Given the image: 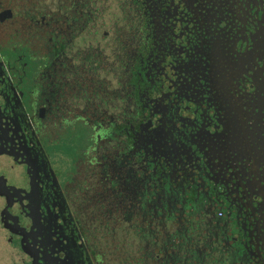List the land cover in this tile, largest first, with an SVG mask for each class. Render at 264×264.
<instances>
[{
	"label": "flooded vegetation",
	"instance_id": "flooded-vegetation-1",
	"mask_svg": "<svg viewBox=\"0 0 264 264\" xmlns=\"http://www.w3.org/2000/svg\"><path fill=\"white\" fill-rule=\"evenodd\" d=\"M119 1L120 87L81 41L93 0H0V264H264V0ZM77 120L90 157L62 181L45 134Z\"/></svg>",
	"mask_w": 264,
	"mask_h": 264
},
{
	"label": "rangeland",
	"instance_id": "rangeland-1",
	"mask_svg": "<svg viewBox=\"0 0 264 264\" xmlns=\"http://www.w3.org/2000/svg\"><path fill=\"white\" fill-rule=\"evenodd\" d=\"M258 35L260 36L258 39L261 41L256 42L255 46L259 47L262 45L264 51L263 33L260 31ZM220 49V45L214 46L212 52L214 58L210 59L211 65L209 67V72L212 74L211 76H216V80L220 85L224 86L227 83V79L223 81L217 74L221 68L226 67L228 64L230 65L231 62L226 58V55H222ZM252 50L253 49H251V51ZM263 51L258 49L260 53H263ZM5 55L9 59L15 56L13 52L8 50H5ZM21 61L24 66L20 68V76L22 80H29L30 83L32 82L30 79H37L39 71L43 69L45 64V61L41 58L37 63H33V61L24 54L22 55ZM226 123L228 124L226 125L227 127H229L230 123L232 129H236L239 126L238 121L235 119H231V122L228 120ZM49 132V134H45L46 138H44L48 146L49 156L54 164L53 166L59 171L62 181L64 178L70 179L72 175L77 173L76 167L79 163L78 161L85 163L89 161L90 155L86 153V149L88 150L90 148L89 145L92 143L91 130L88 126L77 120L71 122L65 121L60 125H54L53 129L49 130ZM48 140L49 142H47ZM49 143L52 144V146H50Z\"/></svg>",
	"mask_w": 264,
	"mask_h": 264
},
{
	"label": "trees",
	"instance_id": "trees-1",
	"mask_svg": "<svg viewBox=\"0 0 264 264\" xmlns=\"http://www.w3.org/2000/svg\"><path fill=\"white\" fill-rule=\"evenodd\" d=\"M94 5V20L98 15V24H94L88 28L85 32L81 34L82 42H100L103 46V52L105 53L107 60L109 62H115L118 67L117 72L112 68L107 69L108 74H102L104 77L112 80L114 84L117 82L118 87H120V78L124 72L123 64L126 62V58L121 54V47H124V44L121 42V38L115 39V29L116 26L125 27L130 23V18L126 13V10L119 0H93ZM126 4V3H125ZM122 44V46H121ZM117 49V55L115 50ZM114 67V64L110 65ZM116 72V73H115ZM114 73V74H113ZM128 75L130 73L128 72ZM121 99L120 97L117 100ZM104 105L110 111L118 113V115L123 116V106L124 102L122 100L115 102H108ZM124 117V116H123ZM180 257H170V261L167 264H176V261L179 262ZM158 261V260H155ZM156 264H159L156 263Z\"/></svg>",
	"mask_w": 264,
	"mask_h": 264
}]
</instances>
